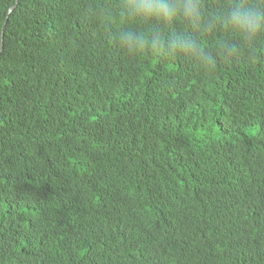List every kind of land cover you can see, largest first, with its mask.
<instances>
[{
	"label": "trees",
	"instance_id": "obj_1",
	"mask_svg": "<svg viewBox=\"0 0 264 264\" xmlns=\"http://www.w3.org/2000/svg\"><path fill=\"white\" fill-rule=\"evenodd\" d=\"M141 2L0 0V264H264V0Z\"/></svg>",
	"mask_w": 264,
	"mask_h": 264
},
{
	"label": "clouds",
	"instance_id": "obj_2",
	"mask_svg": "<svg viewBox=\"0 0 264 264\" xmlns=\"http://www.w3.org/2000/svg\"><path fill=\"white\" fill-rule=\"evenodd\" d=\"M137 11L146 16H155L165 20L173 19L177 14L192 19L199 17L198 0H183L181 5H175L170 0H142ZM226 23L237 29L245 39H251L264 29V12L233 7L226 18ZM125 42L130 46L144 43L143 38L134 33L127 34ZM153 44H158L159 39L153 38ZM188 47L197 48L194 42H187Z\"/></svg>",
	"mask_w": 264,
	"mask_h": 264
},
{
	"label": "water",
	"instance_id": "obj_3",
	"mask_svg": "<svg viewBox=\"0 0 264 264\" xmlns=\"http://www.w3.org/2000/svg\"><path fill=\"white\" fill-rule=\"evenodd\" d=\"M13 11V10H12ZM3 43H4V35H3V41H2V49H3Z\"/></svg>",
	"mask_w": 264,
	"mask_h": 264
}]
</instances>
